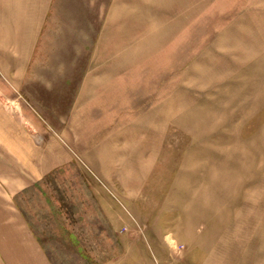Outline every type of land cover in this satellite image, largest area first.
Returning <instances> with one entry per match:
<instances>
[{"label":"rangeland","instance_id":"obj_1","mask_svg":"<svg viewBox=\"0 0 264 264\" xmlns=\"http://www.w3.org/2000/svg\"><path fill=\"white\" fill-rule=\"evenodd\" d=\"M8 203L53 264H264V0H0Z\"/></svg>","mask_w":264,"mask_h":264},{"label":"crops","instance_id":"obj_2","mask_svg":"<svg viewBox=\"0 0 264 264\" xmlns=\"http://www.w3.org/2000/svg\"><path fill=\"white\" fill-rule=\"evenodd\" d=\"M30 186L22 185L16 193ZM37 236L20 207L9 203L0 205V259L3 264H53Z\"/></svg>","mask_w":264,"mask_h":264},{"label":"bare ground","instance_id":"obj_3","mask_svg":"<svg viewBox=\"0 0 264 264\" xmlns=\"http://www.w3.org/2000/svg\"><path fill=\"white\" fill-rule=\"evenodd\" d=\"M211 232V231H210ZM210 234V233H209ZM213 235V234H212ZM168 237V241H169V243L175 248V246H176V244H177V241H176V239L174 238V236H172V235H168L167 236ZM210 237V240H213V239H211V236H209Z\"/></svg>","mask_w":264,"mask_h":264}]
</instances>
